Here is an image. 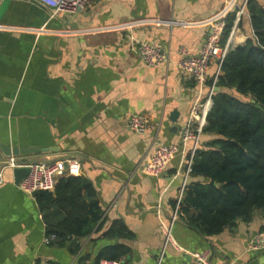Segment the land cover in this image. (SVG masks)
I'll list each match as a JSON object with an SVG mask.
<instances>
[{
	"label": "crops",
	"instance_id": "1",
	"mask_svg": "<svg viewBox=\"0 0 264 264\" xmlns=\"http://www.w3.org/2000/svg\"><path fill=\"white\" fill-rule=\"evenodd\" d=\"M244 1L93 0L82 12L53 14L35 0H10L0 22V144L38 149L12 157L23 164L77 159L103 220L99 231L78 242L76 254L71 242L46 244L34 196L20 191L13 169L5 168L0 264H95L100 251L114 244L129 247L126 264H190L188 253L206 250L211 264H264V249H249L264 230L260 211L210 238L178 212L174 216L179 191L191 180L186 163L194 145L181 144V131L192 104L208 95L216 70L211 63L205 83L197 84L180 72L179 49L197 51L209 25L226 23ZM255 1L264 8V0ZM237 19L238 14L232 28ZM143 20L149 22L135 24ZM252 35L246 14L236 24L231 48ZM139 43L161 46L169 61L147 66L136 54ZM134 114L149 120L143 135L127 127ZM211 139L202 133L197 148ZM157 145H179V153L159 177H151L142 164ZM115 222L124 224L131 240L104 237ZM169 227L186 252L165 244L163 229Z\"/></svg>",
	"mask_w": 264,
	"mask_h": 264
},
{
	"label": "trees",
	"instance_id": "2",
	"mask_svg": "<svg viewBox=\"0 0 264 264\" xmlns=\"http://www.w3.org/2000/svg\"><path fill=\"white\" fill-rule=\"evenodd\" d=\"M245 11L253 35L230 48L225 56L216 82L220 90L212 96L202 130L212 139L196 149L191 180L178 205L180 218L207 238L239 222H249L257 211L264 215V8L255 0H247ZM234 19L236 13L226 20L222 45ZM33 196L46 235H55L53 243L57 245L71 242L73 254L80 249V240L101 228L103 212L84 177L63 178L54 191H38ZM104 237L132 239L121 222L113 223ZM129 253L124 244L109 245L100 251L95 264L103 259L126 264Z\"/></svg>",
	"mask_w": 264,
	"mask_h": 264
},
{
	"label": "built area",
	"instance_id": "3",
	"mask_svg": "<svg viewBox=\"0 0 264 264\" xmlns=\"http://www.w3.org/2000/svg\"><path fill=\"white\" fill-rule=\"evenodd\" d=\"M40 5L47 8L53 14L58 13H79L84 11L93 0H35ZM245 0L242 6L238 9L236 16L246 15ZM238 19L235 22L231 32L229 33L225 43L222 45V37L225 30V21L217 19L209 25V32L203 45L195 52H191L187 48H180L178 61V68L180 72L191 79L197 84H203L206 81L207 72L211 63L215 64L216 70L212 79V85L208 95L203 100L194 102L190 108L188 124L181 131V144L185 145L187 142H192L194 145L189 154V159L186 163V176L189 175L192 165V160L199 144V137L202 130L206 125V118L212 105V96L216 91V82L221 72V66L225 59L228 50L231 48L232 37ZM149 21H137L135 24L147 23ZM132 48H135L134 46ZM136 54L140 60L147 66H157L165 64L169 61L168 53L158 45L150 43H139L135 48ZM127 127L130 131L143 135L149 127V120L140 114H134L128 117ZM179 153V145H157L145 157L142 164L144 173L151 177H159L170 163V161ZM26 166L29 170L24 179L17 185L20 191L33 195L38 191L52 192L59 180L67 177L80 176L81 165L80 162L73 157H56L46 162L34 163H19L11 159L8 165L0 167V183H2L1 173L5 168H17ZM185 184L181 187L178 197L176 199V206L174 216L178 212V205L181 201ZM165 244L172 246L179 252H186L179 247L171 236V227L165 228ZM56 240L55 235H47L45 243L49 244ZM249 249L252 251H260L264 249V230L259 232L254 241L250 244ZM191 256L190 264H211L210 251L188 253ZM32 264H56L46 260L35 261ZM97 264H121L119 261L100 260ZM157 264H160V260Z\"/></svg>",
	"mask_w": 264,
	"mask_h": 264
},
{
	"label": "water",
	"instance_id": "4",
	"mask_svg": "<svg viewBox=\"0 0 264 264\" xmlns=\"http://www.w3.org/2000/svg\"><path fill=\"white\" fill-rule=\"evenodd\" d=\"M10 5V0H0V22L2 20L3 15L6 13L8 7ZM220 89L217 87L216 91H219ZM252 103H255L254 100L251 101ZM257 108H260L258 104H256ZM39 151L36 148L30 147V148H17V147H9L4 144H0V167L8 165L10 160L13 159L12 157H20L23 155H35ZM29 170L26 166L24 167H17L13 169V176L16 185L20 183L22 179L26 177Z\"/></svg>",
	"mask_w": 264,
	"mask_h": 264
}]
</instances>
